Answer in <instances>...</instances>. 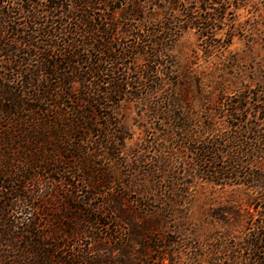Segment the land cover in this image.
<instances>
[{
  "label": "trees",
  "instance_id": "1",
  "mask_svg": "<svg viewBox=\"0 0 264 264\" xmlns=\"http://www.w3.org/2000/svg\"><path fill=\"white\" fill-rule=\"evenodd\" d=\"M188 31L210 57L247 40L250 84L237 54L203 75L181 69L173 49ZM261 46L264 0H0V264L107 263L92 246L119 237L110 203L131 139L119 108L134 100L155 114V148H178L157 171L173 188L182 175L215 188L218 230L196 236L195 258L264 264Z\"/></svg>",
  "mask_w": 264,
  "mask_h": 264
},
{
  "label": "rangeland",
  "instance_id": "2",
  "mask_svg": "<svg viewBox=\"0 0 264 264\" xmlns=\"http://www.w3.org/2000/svg\"><path fill=\"white\" fill-rule=\"evenodd\" d=\"M200 44L194 31L185 33L175 44L173 55L181 69L191 67L203 75L237 54L241 59L238 72L245 77L243 83L250 84L254 57L249 53L247 40L235 37L223 58L218 54L210 57ZM119 115L131 139L127 141V147L122 148L120 159L124 165L120 166L119 173L126 184L123 196L110 204L122 214L123 220L116 229L118 239L95 241L94 253L107 261L106 264H157L155 248L163 245L167 252L165 264H204L201 258H195L194 240L197 236L202 244L208 243V236L218 230V224L210 225L207 217L212 203L207 200L215 188L201 180L190 186L192 179L183 175L173 188L157 171L156 161L163 151L176 152L178 148H155V114L147 111L141 101L134 100L123 102ZM182 150L180 156L191 158L189 148ZM178 168L181 171L182 167ZM212 204L216 206V202ZM193 219L200 225L198 230H193ZM157 235L163 236L164 240L155 239Z\"/></svg>",
  "mask_w": 264,
  "mask_h": 264
}]
</instances>
